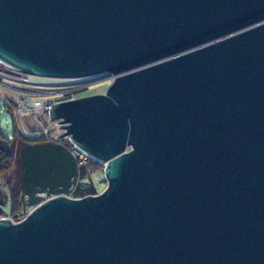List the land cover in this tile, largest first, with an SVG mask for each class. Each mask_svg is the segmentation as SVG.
Segmentation results:
<instances>
[{"label": "water", "instance_id": "1", "mask_svg": "<svg viewBox=\"0 0 264 264\" xmlns=\"http://www.w3.org/2000/svg\"><path fill=\"white\" fill-rule=\"evenodd\" d=\"M0 63L111 79L47 110L106 188L24 145L0 264H264V0H0Z\"/></svg>", "mask_w": 264, "mask_h": 264}, {"label": "built area", "instance_id": "2", "mask_svg": "<svg viewBox=\"0 0 264 264\" xmlns=\"http://www.w3.org/2000/svg\"><path fill=\"white\" fill-rule=\"evenodd\" d=\"M33 78L35 77L14 72L0 63V90L6 95L16 96V100L12 101L18 113L22 116L35 115L34 117L36 119L39 117L38 114L41 113L45 115L48 121L50 120L47 117V110L51 105L85 97L86 95L84 93L92 85L89 78L71 80L74 83L67 87L38 83L32 80ZM110 81L111 79L109 77L107 86ZM0 100L4 104L6 103L1 95ZM51 123H55V126L58 128L57 133H53L49 138V131L43 130L41 136L50 140L52 143L63 145L72 154L79 166H85L89 161H92L85 152L69 140V137H58L65 132L61 123L58 121H52ZM12 221L16 222L14 220Z\"/></svg>", "mask_w": 264, "mask_h": 264}, {"label": "rangeland", "instance_id": "3", "mask_svg": "<svg viewBox=\"0 0 264 264\" xmlns=\"http://www.w3.org/2000/svg\"><path fill=\"white\" fill-rule=\"evenodd\" d=\"M32 80L38 83H46L51 86H59V87H67L72 85L74 82L71 80H54V79H41V78H33ZM89 81L92 82L91 87L87 92L84 93L86 96L95 95V94H104L107 88V83L109 82V77L106 75H100L97 77L89 78ZM0 95L4 99V101L16 100V96L6 95L2 90H0ZM0 104L4 105V102L0 100ZM4 107V106H3ZM39 117L36 119L34 116H22L18 113L17 109L13 111V116L16 121V133L19 137L26 139H34L37 137H41V133L43 130H48V137L52 136V134H56L58 128L55 126V123H51L52 121H48L44 114L39 113ZM37 116V115H36ZM0 127L4 135L8 138L12 137V129H13V119L9 113H6L2 108V112L0 115ZM16 155V161H19V152L20 148L18 146L14 149ZM17 171V166H16ZM83 174L85 170L83 169ZM87 174V173H86ZM85 174V176H86ZM90 178L92 183L97 191V193L102 192L106 188V181L103 176V169L101 171H90ZM37 203H40L44 200V198H37ZM36 205V204H35ZM29 205L28 201L25 200V214L22 216V219L26 216L28 212L35 206ZM8 197L7 193L0 184V218L7 217L8 218Z\"/></svg>", "mask_w": 264, "mask_h": 264}, {"label": "trees", "instance_id": "4", "mask_svg": "<svg viewBox=\"0 0 264 264\" xmlns=\"http://www.w3.org/2000/svg\"><path fill=\"white\" fill-rule=\"evenodd\" d=\"M2 108L6 113H9L12 116L13 129L12 137L8 138L4 135L0 127V184H2V187L6 191L8 197V218L18 222L23 216L21 199L23 191L19 186V179L22 171L19 167V161H16L14 149L16 146L21 149L22 146L28 143H46L51 141L45 139L43 136L34 139L19 137L16 133V121L13 116V111L16 109L15 104L12 100L6 101L4 105L0 104V115ZM16 166L18 168L17 171L15 169ZM79 167L84 168L88 175H90V171L96 172L103 169L102 165L94 161H89L85 166Z\"/></svg>", "mask_w": 264, "mask_h": 264}, {"label": "flooded vegetation", "instance_id": "5", "mask_svg": "<svg viewBox=\"0 0 264 264\" xmlns=\"http://www.w3.org/2000/svg\"><path fill=\"white\" fill-rule=\"evenodd\" d=\"M47 143V142H46ZM28 144H41V143H39V142H36V143H28ZM27 145V144H26ZM23 147V146H22ZM21 147V148H22ZM83 169L84 168H81V173H82V175H84V178H83V180L80 182V185H79V190L77 189H75V188H71L69 191H64V190H59V192H62V193H68V197H72L73 196V193H76V192H80L81 190H83V189H87V188H89L88 187V176L90 177V175H88V174H86L87 172L85 171V173L83 174ZM85 174H86V176H85ZM82 183V184H81ZM36 199L37 198H46V194L45 193H38V194H36ZM25 200H28L27 198H24V200L22 201V207H23V204H25ZM24 209V208H23Z\"/></svg>", "mask_w": 264, "mask_h": 264}]
</instances>
